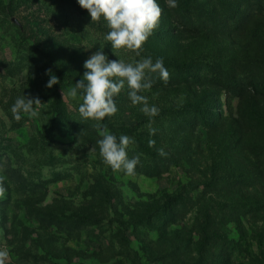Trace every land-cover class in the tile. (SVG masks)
Instances as JSON below:
<instances>
[{
  "label": "rangeland",
  "instance_id": "374dc122",
  "mask_svg": "<svg viewBox=\"0 0 264 264\" xmlns=\"http://www.w3.org/2000/svg\"><path fill=\"white\" fill-rule=\"evenodd\" d=\"M208 2L200 0L210 9ZM260 2L262 9H253L252 0H247L245 8L236 2L233 17L218 10L217 32L197 36L183 32L175 23L174 13L181 10L178 5L172 12L167 0H157L160 18L165 20L151 34L163 37L157 45L150 34L137 56L131 50H113L105 40L110 31L107 22L103 17L92 22L78 0H0V184L6 189L0 197V249L6 247L9 252L6 264H203L196 233L208 216L215 223L210 227H214L210 234L218 239L215 248L235 246L232 264H257L254 257L264 263V216L233 215L223 207L228 201L220 198L225 189L211 191L205 186L214 173L208 153L209 136L214 134L202 126L215 110L217 120L224 124L222 133L241 126L249 132L240 155L221 163L212 178L224 176L229 169L254 173L251 144L257 141L251 128L264 123V99H243L214 88L199 70L200 62L212 63L241 80L264 68V0ZM247 15L244 31L235 34L240 19ZM167 31L170 34L164 37ZM100 45L109 60L134 63L152 56L149 48L155 54L162 47L164 52L154 57L164 54L167 65L196 63L189 76L184 73L181 85L152 87L141 93L159 112L203 109L201 114L177 120L199 125L195 155L192 151L176 155L180 165L171 164L160 177L142 172L129 176L104 163L98 144L101 136L94 141L82 133L78 139L63 134L66 128L57 113L62 103L74 123L91 120L80 116V95L73 98L69 93L83 78L84 62ZM48 70L59 78L57 90L46 86ZM128 92L125 86L115 97L118 111L102 122L117 138L126 135L135 140L128 148L132 158L141 139L138 130L129 127L145 114L142 105L132 104ZM24 95L39 97L44 104L37 117L21 113L17 121L11 107ZM161 148L169 147L156 146L158 153ZM147 160L139 165H146ZM255 185L260 194L247 184L246 198L242 194L235 201L248 207L250 198L260 199L264 185L257 179ZM176 198L181 203L171 215L169 206ZM165 217L176 224L167 228ZM169 252L180 257L161 262L160 257ZM230 252L227 249L225 255Z\"/></svg>",
  "mask_w": 264,
  "mask_h": 264
},
{
  "label": "trees",
  "instance_id": "16d2710c",
  "mask_svg": "<svg viewBox=\"0 0 264 264\" xmlns=\"http://www.w3.org/2000/svg\"><path fill=\"white\" fill-rule=\"evenodd\" d=\"M209 1L208 3L212 6L209 8H205L201 3L200 0H176V4L180 7L181 10L179 12H175L174 18L175 23L177 26H180L183 32L191 33L197 36H200L204 33L209 32H217L215 29L216 23V16L218 10H220L223 14H226L229 17H233L237 14L236 8L238 7L236 2H240L239 6L242 8L246 7L247 0H236L235 3L233 0H205ZM253 5L252 8L259 7L262 9L263 3L260 0H252ZM249 7V5H248ZM247 7V8H248ZM246 8V9H247ZM170 10L173 12V8L170 7ZM176 16V17H175ZM250 15L244 16L240 19V23L235 27L234 33L235 34H242L244 31V27L248 22ZM163 18V17H162ZM161 20H165L162 19ZM215 20V21H214ZM159 21V22H160ZM168 32V31H167ZM170 32L164 34V37L168 36ZM163 34H151V38L156 39V44L160 43ZM156 45H154L155 48ZM158 48V47H157ZM147 51V50H146ZM148 51L152 56L151 57L153 62L157 58H163L164 67L170 73L169 80L165 83L158 74H152L151 78L154 81L152 87L157 89H169L177 85H181L184 83V73L190 75V71L196 67V63H189L187 65H174L170 64L167 65L164 58V54L162 57L155 56V54L163 53V48L159 47V51L153 54V51L149 48ZM141 55V54H140ZM139 55V56H140ZM142 57H144L142 55ZM142 60V59H140ZM199 69L202 73L207 74L206 79L211 82V85L214 88L222 89L230 94H234L239 98L243 99H264V68L257 73H253L252 76H247L244 79L236 80L228 76L224 71L217 68L212 63L207 62H200ZM209 74V75H208ZM188 83V81H186ZM151 87V88H152ZM52 88L57 90L58 86L54 85ZM201 114L203 109L196 108V110H192L189 107L174 109V108H167L163 111L159 112L158 115L154 117H149L147 115H143L138 121L135 126L129 127L130 130H138L137 138L141 139L137 147V155H139V163L135 168L136 172H142L149 176L153 177H160L163 174L167 173L170 170L171 164H176L179 166L180 163L177 161V156H180L184 153L192 151L195 155L196 153V141L198 135V124L192 125L188 124L187 122H178L179 120H183L184 117H191L194 113ZM214 115L210 117L209 122L203 123L202 125L209 133L213 135L209 136V143H208V153L213 162V170L214 173L212 175H217V167L221 165V163L231 160L232 158H237L240 155L239 148H243L245 146L247 140L249 139V132L248 130L245 132L244 127L241 126L234 128L229 127L225 132H221L223 123L220 122V119L217 120L215 115V110L212 111ZM57 113L62 115V126H65V132L63 134H72L78 139L79 133H82L83 136L93 139L96 141L98 137H100L98 130L94 126L96 121L89 120L87 123L82 121L71 120L70 116L67 112V109L62 103V110L58 109ZM197 119H201V117H197ZM178 120V121H177ZM105 124L104 122H101ZM257 127H252L251 131L255 133V140L257 141L256 144L254 142L251 144L253 158L252 162L256 163L255 165L256 170L254 173L247 171L246 173L238 174L232 173L230 169L227 173H224V176H219L208 179L207 184L205 185L207 190H216L218 187L221 189H225L224 197L220 195V198L227 200L228 204L223 205L225 209L231 210L233 215L237 216H264V193L260 196V199L257 197L250 198V204L248 207L240 205L237 203V198L243 197L246 198L244 195L245 187L247 184H252L254 190L257 194H260L257 190L258 187L255 185V180L257 179L261 184L264 185V123H256ZM150 129H155V133H150ZM187 134V136H186ZM194 141L192 143L191 141ZM149 141H154L152 146L149 145ZM168 146V149H165L164 152L166 153L165 156H161L157 150L156 146L164 147ZM172 146V148H171ZM201 146L199 147V150ZM176 150H183L182 153H177ZM180 158V157H179ZM148 159L144 166H141V160ZM232 173V174H231ZM220 183H224V186H221ZM255 185V186H254ZM219 196V195H218ZM244 200V199H243ZM181 203L179 198L172 200V205L169 206L172 211L171 215L175 214V211L178 208V205ZM168 207V208H169ZM171 218L168 219L165 217L164 226L167 223V228L172 227L175 223L170 222ZM215 224V223H214ZM212 218L211 216L206 217L204 223L201 227V231L196 233L199 237L198 244L200 245V251H198L200 258H205L203 264H232V256H233V249L235 246H222L216 247L218 244V239H214L213 236L210 234V228L212 225ZM213 238V239H212ZM212 239V240H211ZM228 239V233H225V240ZM215 240V243L212 244L211 242ZM224 240V241H225ZM189 244L185 247H188ZM215 248V249H214ZM230 249L231 252L229 256H226V250ZM178 252V250L176 251ZM176 252H169L167 255H162L160 257V261L166 263V261L171 260V258H176ZM254 261L257 264H264L261 260H258L254 257Z\"/></svg>",
  "mask_w": 264,
  "mask_h": 264
},
{
  "label": "clouds",
  "instance_id": "9594fccd",
  "mask_svg": "<svg viewBox=\"0 0 264 264\" xmlns=\"http://www.w3.org/2000/svg\"><path fill=\"white\" fill-rule=\"evenodd\" d=\"M78 3L89 12L92 22L99 21L102 17L107 22L110 31L105 40L111 43L113 50L127 49L137 56L140 55L143 43L159 26L162 13L157 0H78ZM167 4L171 8L177 7L176 0H167ZM103 48L104 45H100V50L84 62L86 71L83 78L74 84L69 94L73 98L79 94L82 98L78 108L82 119L96 121L94 126L102 137L98 144L104 163L114 171H123L132 176L140 159L139 155L132 158L128 156V148L135 144V140L126 135L117 138L101 122L118 111L115 97L125 86L129 89L128 95L133 105H142L141 111L149 117L158 115L159 109L154 105L150 106L148 98L141 93L152 87V74H158L166 83L170 73L164 67L163 58H157L153 62L151 57H147L134 63H126L121 59L109 60ZM48 74V88L60 83L59 78L51 74V70H48ZM43 104L39 97L29 98L24 95L15 100L11 112L17 121L21 119V113L37 117ZM150 131L155 133V129ZM153 144L154 141H149L150 146ZM158 151L161 156L166 155L162 148ZM5 191L0 184V197L4 196ZM8 258L7 248L0 249V264H6Z\"/></svg>",
  "mask_w": 264,
  "mask_h": 264
},
{
  "label": "water",
  "instance_id": "95a60500",
  "mask_svg": "<svg viewBox=\"0 0 264 264\" xmlns=\"http://www.w3.org/2000/svg\"><path fill=\"white\" fill-rule=\"evenodd\" d=\"M14 22H15V23H17V21H16V20H14Z\"/></svg>",
  "mask_w": 264,
  "mask_h": 264
}]
</instances>
